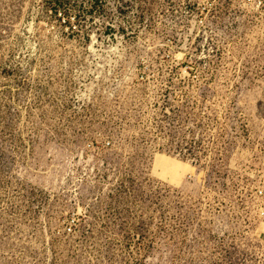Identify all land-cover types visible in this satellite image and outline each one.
I'll return each instance as SVG.
<instances>
[{
    "label": "rangeland",
    "instance_id": "374dc122",
    "mask_svg": "<svg viewBox=\"0 0 264 264\" xmlns=\"http://www.w3.org/2000/svg\"><path fill=\"white\" fill-rule=\"evenodd\" d=\"M252 4L0 0V264H264Z\"/></svg>",
    "mask_w": 264,
    "mask_h": 264
},
{
    "label": "built area",
    "instance_id": "2783aa9c",
    "mask_svg": "<svg viewBox=\"0 0 264 264\" xmlns=\"http://www.w3.org/2000/svg\"><path fill=\"white\" fill-rule=\"evenodd\" d=\"M163 14L170 19L184 22L187 31L198 36L213 34L214 23L225 20L242 0H160ZM253 6L263 5V0H250Z\"/></svg>",
    "mask_w": 264,
    "mask_h": 264
}]
</instances>
